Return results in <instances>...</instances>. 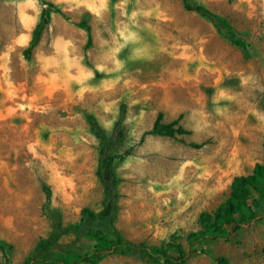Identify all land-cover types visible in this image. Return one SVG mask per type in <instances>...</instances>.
<instances>
[{"label":"rangeland","instance_id":"1","mask_svg":"<svg viewBox=\"0 0 264 264\" xmlns=\"http://www.w3.org/2000/svg\"><path fill=\"white\" fill-rule=\"evenodd\" d=\"M49 1L69 21L54 14L27 61L43 8L38 0H0V240L14 246L11 264H23L52 232L45 186L65 225L86 207L100 210L99 142L87 116L111 134L123 105L120 153L130 154L117 165V228L126 240L150 246L176 234L189 250L201 213L227 200L235 177L264 164V0H192L229 20L246 49L179 0ZM82 21L91 27L89 49L86 31L76 26ZM161 112L165 123L182 116L191 134L146 135ZM258 216L229 241L199 246L187 264L221 257L264 264V205ZM89 248L66 237L60 250ZM99 264L163 263L136 252Z\"/></svg>","mask_w":264,"mask_h":264},{"label":"trees","instance_id":"2","mask_svg":"<svg viewBox=\"0 0 264 264\" xmlns=\"http://www.w3.org/2000/svg\"><path fill=\"white\" fill-rule=\"evenodd\" d=\"M38 1L43 9L29 46L24 50V57L27 61L33 59V53L40 44L46 29L50 26L54 14L69 21L59 5L49 0ZM179 1L187 12L195 13L208 20L220 36L228 39L233 45L246 49L247 45L242 35L231 25L229 20L204 5L192 2V0ZM76 26L86 31L88 35L86 48L89 49L93 45L90 25L86 21H82ZM126 112L127 108L123 105L120 117L111 134L104 131L95 115L87 116L91 132L99 142L96 176L103 190L100 210L96 211L86 207L81 211L78 222L65 225L61 212L51 206V189L45 186L46 203L43 211L51 223L52 232L37 243L23 264H99L107 256L136 252L145 255L154 263L187 264L192 256L197 254L199 246L212 241H229L233 234L259 219L258 210L264 205V164H257L249 175L235 177L227 200L214 212L201 213L199 217L201 228L188 236L189 250L186 251L183 248L180 243L181 237L176 234L171 237L169 243L161 246L132 243L126 240L117 228L120 211V178L117 165L130 154L129 152L120 153V148L126 141L123 129ZM181 120L182 116L171 123H165L164 114L161 112L152 129L146 135L167 138L190 135L191 132L183 127ZM192 146L201 148L203 144H193ZM66 237L87 241L90 248L85 251H61L62 241ZM13 249L12 244L0 240L3 264H11ZM215 264H229V261L221 257Z\"/></svg>","mask_w":264,"mask_h":264},{"label":"crops","instance_id":"3","mask_svg":"<svg viewBox=\"0 0 264 264\" xmlns=\"http://www.w3.org/2000/svg\"><path fill=\"white\" fill-rule=\"evenodd\" d=\"M60 40H61V41L63 40L62 36H58V37L55 39L56 43H59ZM64 41H65V42H68V40H67L66 38L64 39ZM61 44H62V43H61Z\"/></svg>","mask_w":264,"mask_h":264}]
</instances>
